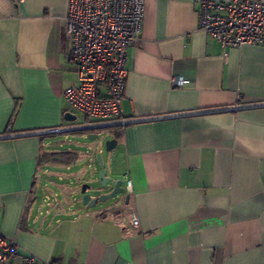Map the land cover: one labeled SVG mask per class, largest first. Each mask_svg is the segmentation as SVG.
I'll return each instance as SVG.
<instances>
[{
    "label": "crops",
    "instance_id": "0c3cea01",
    "mask_svg": "<svg viewBox=\"0 0 264 264\" xmlns=\"http://www.w3.org/2000/svg\"><path fill=\"white\" fill-rule=\"evenodd\" d=\"M143 1L141 40L127 47L124 117L264 102V45L222 47L198 28V0ZM67 9L68 0H0V134L67 124L62 91L75 78L57 21ZM108 133L116 144L106 175L130 181L128 201L73 213L62 200L75 189L50 168L92 162L103 143L57 151L44 147L47 136L0 139V231L18 252L4 264L25 254L35 264H264V107ZM62 152L72 160L42 158ZM38 192L51 217L41 216Z\"/></svg>",
    "mask_w": 264,
    "mask_h": 264
},
{
    "label": "built area",
    "instance_id": "2783aa9c",
    "mask_svg": "<svg viewBox=\"0 0 264 264\" xmlns=\"http://www.w3.org/2000/svg\"><path fill=\"white\" fill-rule=\"evenodd\" d=\"M198 28L222 47L264 45V2L260 0H198ZM143 0H68L67 13L59 18L60 36L68 42L66 56L75 81L65 86L66 110L78 116L77 123L122 120L127 47L141 40ZM175 87L183 80L170 78ZM130 181L125 191L130 189ZM133 224L138 223L135 214ZM14 240L0 231V264L17 255ZM23 264L35 257L20 256Z\"/></svg>",
    "mask_w": 264,
    "mask_h": 264
},
{
    "label": "water",
    "instance_id": "95a60500",
    "mask_svg": "<svg viewBox=\"0 0 264 264\" xmlns=\"http://www.w3.org/2000/svg\"><path fill=\"white\" fill-rule=\"evenodd\" d=\"M264 107V102H251V103H242L231 106H222L215 108H206L193 110L189 112H177V113H168V114H158L151 116H140V117H129L122 120H109L102 122H88V123H77L76 115L65 111L63 114V120L67 123L60 126L50 127V128H41L35 130H25V131H11V127L4 133L0 134V139H8L15 137H25V136H48L58 133H69V132H83L88 139H98V145L100 146L103 143V146L106 151H109L114 148L116 144L115 138H108V130L113 127L128 125L132 123L156 120V119H165L172 117H181V116H191V115H201L217 112H230L234 110H242L249 108H259ZM102 135V136H101ZM100 138V139H99ZM95 160L98 163L99 170L97 172V177L95 184L83 183L81 184L80 194H81V203L86 208L95 207L100 203L111 201L112 203L128 201L129 195L125 192V187L121 178H117L114 175H106V166L102 160L101 152H95ZM90 192H94L91 196Z\"/></svg>",
    "mask_w": 264,
    "mask_h": 264
},
{
    "label": "rangeland",
    "instance_id": "374dc122",
    "mask_svg": "<svg viewBox=\"0 0 264 264\" xmlns=\"http://www.w3.org/2000/svg\"><path fill=\"white\" fill-rule=\"evenodd\" d=\"M78 119L77 121L81 120V114L76 112ZM102 136V135H101ZM100 139V138H99ZM46 144H44L46 149L49 150H57V151H64L67 148H75L80 151H84L86 148V145L92 144L93 142L98 141V139H88L86 135L83 132H69V133H58V134H52L48 135L45 137ZM106 150L104 148L103 153L101 154L102 160L105 164V159H106ZM106 165V164H105ZM93 166H98V163L96 162L95 159H92V162L89 161H81L77 162L75 164H72L66 169L65 167H59V168H53L51 167L50 169L57 172V174H60L59 178L57 174L52 175L53 181H55L57 184H69L71 187L75 189L76 195L73 196L72 200L70 199L69 202H63V208L67 211L71 210L73 212H76V209L79 205H81V194H80V188L81 184L83 183H89L94 185L95 184V179L94 174L95 171L93 170ZM39 178H42L44 173L42 170L39 171ZM41 179H39L40 181ZM45 195L47 194H42L41 192H38L37 197L39 201L41 202L44 198ZM50 197H52V193L48 194ZM58 199H60L61 195H57ZM47 202V203H46ZM49 200L45 198V200L41 203V216H47L51 217L52 212L51 208H49ZM110 202V201H107ZM50 212V214H46V212Z\"/></svg>",
    "mask_w": 264,
    "mask_h": 264
},
{
    "label": "trees",
    "instance_id": "16d2710c",
    "mask_svg": "<svg viewBox=\"0 0 264 264\" xmlns=\"http://www.w3.org/2000/svg\"><path fill=\"white\" fill-rule=\"evenodd\" d=\"M50 156L55 157L54 160H58L60 157H63L64 155H68L69 157L67 158L68 160H72V158L70 157V152H62V153H49V154H43L42 158H48Z\"/></svg>",
    "mask_w": 264,
    "mask_h": 264
}]
</instances>
